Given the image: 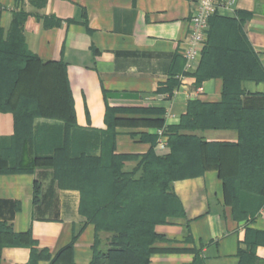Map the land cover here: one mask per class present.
<instances>
[{
  "label": "crops",
  "instance_id": "1",
  "mask_svg": "<svg viewBox=\"0 0 264 264\" xmlns=\"http://www.w3.org/2000/svg\"><path fill=\"white\" fill-rule=\"evenodd\" d=\"M196 2L47 0L37 7L30 0H0V24L8 30L14 12H27L24 35L28 48L45 60L67 63L79 126L106 129L108 107L119 109L116 116L130 120H164L162 127L133 122L116 127V152L130 155L124 160L123 170L139 178L144 154L151 149L157 155L171 152L167 127L180 124L190 101L222 100L223 79L212 77L198 85L194 72L201 57L189 68L183 53ZM240 10L253 13L244 31L264 66V0H235L220 8L217 15L237 18ZM45 19L60 23L47 26ZM170 79L179 82L172 91L165 89ZM242 88L264 93V81L244 80ZM159 129L166 134L164 149L158 147ZM192 133L208 141L238 139L234 129L205 128ZM13 134V114L0 112V158ZM142 134L157 135V140L141 139ZM36 181L40 189L35 198ZM172 186L184 215L170 217L167 223L156 226L160 239L155 242L149 264H240V251L247 249L248 230L264 231V205L255 216L236 219L224 203L216 169L175 180ZM79 204L80 191L58 186L50 167L33 172H0L1 217L11 219L17 232L30 230L38 247L49 250L51 258L41 259L38 264H91L97 231L79 212ZM109 236L101 232V248L106 249ZM70 243V255L63 253L53 263L52 259ZM256 254L264 259V243L257 246ZM30 257L28 246L0 247V264H26Z\"/></svg>",
  "mask_w": 264,
  "mask_h": 264
},
{
  "label": "trees",
  "instance_id": "2",
  "mask_svg": "<svg viewBox=\"0 0 264 264\" xmlns=\"http://www.w3.org/2000/svg\"><path fill=\"white\" fill-rule=\"evenodd\" d=\"M30 1L37 7L47 2ZM238 13L237 18L217 13L210 18L208 39L194 72L198 85L208 78H222V100L190 101L180 124L167 127L171 152L157 155L151 149L144 154L139 178L123 170L130 155L116 152V127L132 122L162 127L164 120H130L116 116L119 109L108 107L106 129L79 126L67 63L45 60L28 48L24 35L27 12H14L8 30L0 24V112H11L14 117V134L3 147L0 172L50 167L58 186L80 191L79 212L97 231L91 264H149L155 242L160 239L156 226L184 215L173 190L175 180L216 169L224 203L236 219L255 216L264 205V93L242 88L244 80L264 81V66L244 31L253 13ZM45 21L47 26L60 23ZM178 83L170 79L165 89L172 91ZM205 128L234 129L238 139L208 141L192 133ZM141 139L155 143L157 135L142 134ZM39 189L36 181L35 198ZM2 215L0 207V247H30L26 264L51 258L48 249L38 247L30 230L15 231L11 219ZM101 232L110 233L106 249L100 245ZM248 232L252 236L247 234V249L240 251V264H264L256 254L257 246L264 243V231ZM72 249V243L63 247L52 262L63 253L70 255Z\"/></svg>",
  "mask_w": 264,
  "mask_h": 264
},
{
  "label": "built area",
  "instance_id": "3",
  "mask_svg": "<svg viewBox=\"0 0 264 264\" xmlns=\"http://www.w3.org/2000/svg\"><path fill=\"white\" fill-rule=\"evenodd\" d=\"M235 0H197L190 15V32L184 41L183 53L187 59V65L192 68L193 62L197 61L202 54V50L208 39L210 28V18L218 12L220 8H226ZM160 139L158 147H167L166 134L164 129H159Z\"/></svg>",
  "mask_w": 264,
  "mask_h": 264
}]
</instances>
